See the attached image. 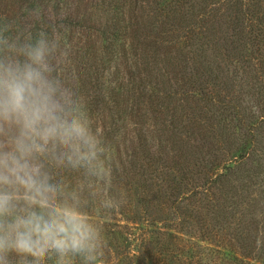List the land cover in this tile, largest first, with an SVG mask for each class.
<instances>
[{
	"label": "trees",
	"instance_id": "trees-1",
	"mask_svg": "<svg viewBox=\"0 0 264 264\" xmlns=\"http://www.w3.org/2000/svg\"><path fill=\"white\" fill-rule=\"evenodd\" d=\"M38 18L47 34L69 29L70 49L49 56L51 76L79 70L73 98L86 101L99 139L130 120L143 172L172 170L163 182L191 184L183 197L205 195L197 237L224 264H264V0H0V32L13 47L37 42L26 25ZM111 62L124 72L114 108L94 92ZM134 162L119 156L117 165Z\"/></svg>",
	"mask_w": 264,
	"mask_h": 264
},
{
	"label": "clouds",
	"instance_id": "clouds-1",
	"mask_svg": "<svg viewBox=\"0 0 264 264\" xmlns=\"http://www.w3.org/2000/svg\"><path fill=\"white\" fill-rule=\"evenodd\" d=\"M44 39L24 45L21 62L0 57V264L9 256L41 264L50 253L91 260L100 233L77 191L53 182L48 165L98 173V133L75 92L58 78ZM67 56V53H64Z\"/></svg>",
	"mask_w": 264,
	"mask_h": 264
},
{
	"label": "rangeland",
	"instance_id": "rangeland-1",
	"mask_svg": "<svg viewBox=\"0 0 264 264\" xmlns=\"http://www.w3.org/2000/svg\"><path fill=\"white\" fill-rule=\"evenodd\" d=\"M93 15L98 17L100 12L95 11ZM38 19L37 23L26 25L31 28L29 36L37 35V39L46 40L49 47L63 43L64 50L70 49L68 28L61 31L55 28L47 34L41 19ZM33 40L32 37L31 45L36 44ZM0 46V57L7 55L17 59L21 55L19 48L5 40L2 32ZM6 49L13 52L9 55ZM78 72L72 67L67 73L61 67L56 69L55 78L62 83L67 82V86L77 94ZM123 74L115 70L112 62L104 71L97 72L99 77L94 81L97 84L94 92L106 107L114 108L110 97L120 84L123 85ZM110 114L115 113L111 111ZM117 126L112 140L100 139L102 152L98 154V173H90L83 168L56 167L58 180L67 191L79 193L82 210L100 233L98 245L90 254L93 257L91 260L86 261L82 255H72L66 258L65 264H224L220 260L221 255L210 250L213 246L197 237L199 223L196 221L197 213L195 216L194 213L196 210L206 212L205 195L183 197L184 191L190 193L191 184H182L176 179L174 183L163 182V177L173 178L172 170L158 172V177L144 173L146 160L143 158L146 153L132 137L134 133L130 134L134 128L132 122L126 118L124 122L117 121ZM149 143L154 145L151 151L157 149L156 141ZM119 156L128 160L134 156L135 168H119ZM115 166H118L117 171ZM178 236L182 239L178 240ZM9 259L11 264H30L31 261V257L24 259L15 253H11ZM41 264H59V257L50 252Z\"/></svg>",
	"mask_w": 264,
	"mask_h": 264
}]
</instances>
